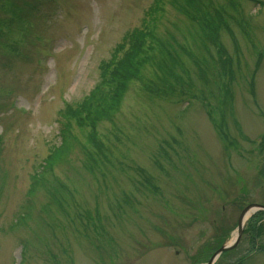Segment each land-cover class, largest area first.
I'll return each instance as SVG.
<instances>
[{
	"label": "rangeland",
	"instance_id": "rangeland-1",
	"mask_svg": "<svg viewBox=\"0 0 264 264\" xmlns=\"http://www.w3.org/2000/svg\"><path fill=\"white\" fill-rule=\"evenodd\" d=\"M157 1L0 0V264H209L239 212L264 205V0L241 1L257 52L237 29L238 48L222 33L236 71L224 89L197 82L188 102L149 101L134 82L113 122L96 125L109 162L85 168L98 151L92 130L73 125L71 151L48 173L67 106L89 96ZM189 25L166 6L162 34L185 43ZM57 180L66 212L48 201Z\"/></svg>",
	"mask_w": 264,
	"mask_h": 264
},
{
	"label": "trees",
	"instance_id": "trees-1",
	"mask_svg": "<svg viewBox=\"0 0 264 264\" xmlns=\"http://www.w3.org/2000/svg\"><path fill=\"white\" fill-rule=\"evenodd\" d=\"M241 1L249 0H158L147 12L148 20L143 28L129 33L124 38V43L114 50L112 57L102 62L99 67L101 77L89 96L76 106H67V113L62 121L66 131H61V144L54 148L47 160L48 173L52 175V168L71 151L69 133L73 135V125L92 130L88 141L98 151V154L95 151L88 153L85 168L95 172L99 164L109 162L108 149L100 140L96 125L105 121L113 122L134 82L140 83L141 92L149 101L188 102L195 97L197 82L207 86L212 95L218 88L224 89L227 84L222 86L221 78H234L236 71L232 57L221 45L222 33L232 37L238 48L234 32L237 29L252 43L254 52L258 49L251 20L245 14ZM167 5L190 23L189 36L180 33L185 43H181L167 27L165 34L161 33L160 27L165 19ZM220 134L226 141L227 134ZM261 147L264 149V143ZM142 172L144 171L140 170L141 175ZM44 180L46 176L41 174L36 179V187L41 186ZM143 180L146 183L151 181L147 176ZM54 182L58 191L49 195V204L66 212L68 189L59 180ZM75 216L82 225L85 221L90 224L91 220L80 212ZM227 235L228 231L224 230L216 237V248L222 245Z\"/></svg>",
	"mask_w": 264,
	"mask_h": 264
},
{
	"label": "flooded vegetation",
	"instance_id": "flooded-vegetation-1",
	"mask_svg": "<svg viewBox=\"0 0 264 264\" xmlns=\"http://www.w3.org/2000/svg\"><path fill=\"white\" fill-rule=\"evenodd\" d=\"M260 206H264V205H260ZM243 209L239 212L237 226H236L237 229H235L236 232L230 238V240L234 238L235 240L238 239V244H237L238 246H236L231 251H227L224 254H228V253L230 254L236 250H239L238 251L239 253L230 254L227 257V264H264V209L249 213V215L246 217V219L243 222V232L241 236L238 238L237 231L239 228L240 216L242 214ZM227 231L229 234L230 229ZM227 239H225V241ZM224 244L213 250V254H215L220 248H222ZM224 254H222L219 258H221ZM216 262L215 264H217Z\"/></svg>",
	"mask_w": 264,
	"mask_h": 264
},
{
	"label": "water",
	"instance_id": "water-1",
	"mask_svg": "<svg viewBox=\"0 0 264 264\" xmlns=\"http://www.w3.org/2000/svg\"><path fill=\"white\" fill-rule=\"evenodd\" d=\"M260 209H264V206H260L257 204H252L247 206L246 208L243 209L242 214L240 216V221H239V228H238V238L241 236L242 232H243V222L246 219V217L249 215L250 212H253L255 210H260ZM237 243H238V239H237ZM237 243H235L233 246L232 245H225L223 246L219 251H217L214 256L212 257L211 261L209 264H213V262L217 259V257L224 251L233 249Z\"/></svg>",
	"mask_w": 264,
	"mask_h": 264
},
{
	"label": "bare ground",
	"instance_id": "bare-ground-1",
	"mask_svg": "<svg viewBox=\"0 0 264 264\" xmlns=\"http://www.w3.org/2000/svg\"><path fill=\"white\" fill-rule=\"evenodd\" d=\"M230 243H231V245L233 246L235 243H237V241H236L235 238H234V239L230 240L229 244H230ZM237 244H238V243H237ZM236 246H237V245H236ZM236 246H235V247H236ZM235 247H234V248H235ZM234 248H233V249H234Z\"/></svg>",
	"mask_w": 264,
	"mask_h": 264
}]
</instances>
